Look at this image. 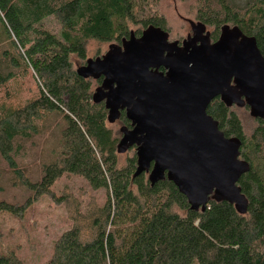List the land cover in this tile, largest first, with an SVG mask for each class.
Instances as JSON below:
<instances>
[{
	"label": "trees",
	"instance_id": "1",
	"mask_svg": "<svg viewBox=\"0 0 264 264\" xmlns=\"http://www.w3.org/2000/svg\"><path fill=\"white\" fill-rule=\"evenodd\" d=\"M154 1L0 0V22L14 51L0 53V88L29 74L37 89V97L22 108L0 109V157L36 200L64 175L105 193L103 206L91 208L84 226L80 217L71 216L73 226L56 240L45 264H264V120L253 118L260 125L247 138L236 107L226 108L218 99L208 105L206 113L219 131L241 141L239 158L250 170L237 185L248 209L239 215L233 206L210 200L204 212H193L167 180L151 187L146 173L133 178L134 148L124 163L119 160L124 154L116 153L120 129H129L130 123L122 112L110 124L104 104L93 103L102 78L85 80L76 74L74 64H85L90 41L119 44L133 25L139 26L136 36L150 25L168 33ZM191 1L195 18L186 21L190 33V22L200 23L212 29L214 42L222 26H236L255 39L264 57V0ZM148 4L151 13L135 15L136 7L142 12ZM52 19L58 31L47 25ZM45 117L59 119L54 160L42 166L39 182L29 183L14 162L16 144L28 138L34 121ZM117 121L121 127L114 133L109 126ZM25 209L0 201V214L20 218ZM0 264L23 263L8 252L0 253Z\"/></svg>",
	"mask_w": 264,
	"mask_h": 264
},
{
	"label": "water",
	"instance_id": "2",
	"mask_svg": "<svg viewBox=\"0 0 264 264\" xmlns=\"http://www.w3.org/2000/svg\"><path fill=\"white\" fill-rule=\"evenodd\" d=\"M190 27L181 44L152 25L138 38L130 32L76 74L102 78L93 103L104 104L110 124L122 112L130 123L120 129L116 153L134 148L133 178L146 173L151 187L167 180L193 212L213 200L245 215L248 200L237 184L250 166L239 159L241 141L226 138L206 109L219 97L226 108L247 106L264 120V57L236 26H222L214 43L204 25Z\"/></svg>",
	"mask_w": 264,
	"mask_h": 264
},
{
	"label": "rangeland",
	"instance_id": "3",
	"mask_svg": "<svg viewBox=\"0 0 264 264\" xmlns=\"http://www.w3.org/2000/svg\"><path fill=\"white\" fill-rule=\"evenodd\" d=\"M155 2L157 4L156 0L154 4ZM151 8L148 4L141 12L136 7L134 13L136 16L147 15L151 13ZM157 8L166 21L170 41L185 39L190 33L186 21L195 18L193 1L158 0ZM4 24L8 28L5 21ZM47 25L52 31L59 30L53 19L49 20ZM138 28V25L130 26V31L134 32ZM206 30L211 32L212 29L206 27ZM111 44L115 43L88 42L87 59L102 56ZM3 51H8L10 54L14 52L0 22V53ZM77 68L79 64H74V69ZM36 97V83L29 74H23L17 81H11L6 87L0 88V109L9 111L19 109ZM232 109L242 124L245 136L249 138L260 124L250 117L248 110ZM32 125L28 138L17 141L19 152L15 154L14 162L17 169L23 171L26 181L36 183L41 179L42 166L54 160L51 152L58 140L56 128L59 127V119L45 117L34 121ZM109 127L116 133L121 124L117 121ZM131 155L132 152H128L119 156L120 162L124 163ZM50 191L36 200L34 194L14 177L0 157V201L26 208L20 218L0 214V253L13 252L23 264H45L52 256L56 240L73 226L71 216L80 217L83 225L91 208L94 206L100 209L105 201L104 191L93 190L84 179L76 176H62L53 184Z\"/></svg>",
	"mask_w": 264,
	"mask_h": 264
},
{
	"label": "flooded vegetation",
	"instance_id": "4",
	"mask_svg": "<svg viewBox=\"0 0 264 264\" xmlns=\"http://www.w3.org/2000/svg\"><path fill=\"white\" fill-rule=\"evenodd\" d=\"M135 36H136V35H135ZM136 37L138 38V37H140V35H139V36H136ZM186 37H187V36H186ZM183 40H184V39H183ZM183 40H182V41H183ZM182 41H181V42H182ZM120 42H121V41H120ZM171 42H173V41H171ZM181 42H180L179 44H181ZM214 42H215V41H214ZM214 42L211 41V43H214ZM115 44H116V43H115ZM119 44H120V43H119ZM160 71H163V69H160ZM216 99H218L219 101H221L219 97L215 98L214 100H216ZM242 100H243V99H242ZM212 101H213V100H212ZM212 101H211V102H212ZM211 102H210V103H211ZM232 107H236V106L233 105ZM232 107H230V108H232ZM246 107H247V106H245L244 108H246ZM230 108H229V109H230ZM236 108H238V107H236ZM242 109H243V108H242ZM239 159H240V158H239ZM240 160H241V159H240Z\"/></svg>",
	"mask_w": 264,
	"mask_h": 264
}]
</instances>
